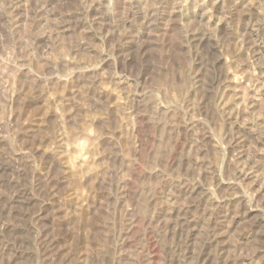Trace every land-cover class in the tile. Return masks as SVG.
<instances>
[{
	"label": "rangeland",
	"instance_id": "rangeland-1",
	"mask_svg": "<svg viewBox=\"0 0 264 264\" xmlns=\"http://www.w3.org/2000/svg\"><path fill=\"white\" fill-rule=\"evenodd\" d=\"M15 263L264 264V0H0Z\"/></svg>",
	"mask_w": 264,
	"mask_h": 264
},
{
	"label": "bare ground",
	"instance_id": "bare-ground-1",
	"mask_svg": "<svg viewBox=\"0 0 264 264\" xmlns=\"http://www.w3.org/2000/svg\"><path fill=\"white\" fill-rule=\"evenodd\" d=\"M254 97V96H253ZM252 97V98H253ZM232 113V112H231ZM246 113V112H245ZM229 116V115H228ZM58 180V179H57ZM50 181V180H49ZM59 183V182H58ZM56 188V187H55ZM47 205V204H46ZM156 213V212H155ZM160 214V213H159ZM34 215V214H33ZM32 216V215H31ZM52 216V215H51ZM50 217V216H49ZM195 218V217H194ZM174 220V219H173ZM173 222V221H172ZM131 223V222H130ZM32 228V227H31ZM177 229V228H176ZM175 229V230H176ZM191 232V231H190ZM166 234V233H165ZM190 234V233H189ZM187 239V238H186ZM211 242V241H210ZM220 242V241H219ZM116 244V243H115ZM28 247V246H27ZM165 249V248H164ZM218 249V248H217ZM19 250H20V248H19ZM184 250V249H183ZM160 253V252H159ZM56 254V253H55ZM156 254V253H155ZM185 254V253H184ZM215 255V254H214ZM152 258V257H151ZM46 259V258H45ZM112 262V261H111ZM16 264V263H15Z\"/></svg>",
	"mask_w": 264,
	"mask_h": 264
}]
</instances>
